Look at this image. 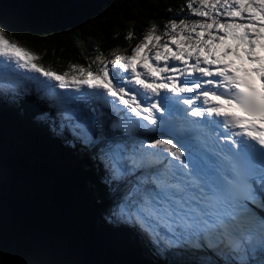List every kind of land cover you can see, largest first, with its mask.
I'll return each instance as SVG.
<instances>
[{
    "label": "snow or ice",
    "instance_id": "snow-or-ice-1",
    "mask_svg": "<svg viewBox=\"0 0 264 264\" xmlns=\"http://www.w3.org/2000/svg\"><path fill=\"white\" fill-rule=\"evenodd\" d=\"M185 8L195 19L152 24L131 54L63 72L0 27V90L27 80L46 89L61 129L100 146L105 182L125 185L112 215L154 250L213 257L194 264H264V0Z\"/></svg>",
    "mask_w": 264,
    "mask_h": 264
},
{
    "label": "trees",
    "instance_id": "trees-1",
    "mask_svg": "<svg viewBox=\"0 0 264 264\" xmlns=\"http://www.w3.org/2000/svg\"><path fill=\"white\" fill-rule=\"evenodd\" d=\"M186 3L0 0V24L40 57L37 63L63 72L69 63L95 68L92 62L99 54L111 60L118 51H130L154 23L162 27L168 19H195L186 8L181 11ZM129 31L135 36L131 41L125 39ZM45 93L34 80L16 90H0V264H76L63 249L73 241L94 248L99 219L107 208L113 212L126 191L120 181L105 182L107 162L100 146H85L69 128L61 129L59 111ZM92 112L97 114L95 108ZM41 115L47 118L38 119ZM117 223L128 240L134 239L141 264H194L213 258L154 250L138 227Z\"/></svg>",
    "mask_w": 264,
    "mask_h": 264
},
{
    "label": "water",
    "instance_id": "water-1",
    "mask_svg": "<svg viewBox=\"0 0 264 264\" xmlns=\"http://www.w3.org/2000/svg\"><path fill=\"white\" fill-rule=\"evenodd\" d=\"M105 207L107 208L106 204ZM92 212L95 211L92 210ZM97 226L93 240L94 248L79 247L73 241V245L66 246L63 249L70 261L76 264H132V260H134L136 263L141 264V259L132 242L134 239H127L129 237L128 233L117 223L116 217L109 212L108 208L105 215L99 219V225L97 224ZM195 254L190 252L192 257Z\"/></svg>",
    "mask_w": 264,
    "mask_h": 264
},
{
    "label": "rangeland",
    "instance_id": "rangeland-1",
    "mask_svg": "<svg viewBox=\"0 0 264 264\" xmlns=\"http://www.w3.org/2000/svg\"><path fill=\"white\" fill-rule=\"evenodd\" d=\"M0 27H3L1 24H0ZM5 29V27H3ZM6 30V29H5ZM8 34V33H7ZM9 36V35H8ZM10 38H12L11 36H9ZM140 38H136L135 39V43L132 44L131 48L134 47L136 45V43L139 41ZM24 46V45H22ZM25 47V46H24ZM27 48V47H26ZM131 48H130V51L128 52H122V51H118L116 52V54H113L111 55V58H114L116 55H124V54H131ZM34 52V51H33ZM107 58V57H106ZM110 60V59H109ZM111 67V66H110ZM41 94H43V92H41ZM73 95H75V93H72ZM95 102V101H94ZM113 115H115V113H112ZM141 135H144V136H148V137H157V138H166V137H162L161 136V133H149V134H141ZM1 172V171H0ZM2 176H4L2 173H1Z\"/></svg>",
    "mask_w": 264,
    "mask_h": 264
}]
</instances>
